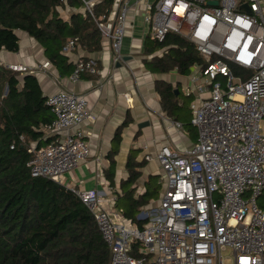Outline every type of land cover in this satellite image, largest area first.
<instances>
[{
	"label": "built area",
	"instance_id": "2783aa9c",
	"mask_svg": "<svg viewBox=\"0 0 264 264\" xmlns=\"http://www.w3.org/2000/svg\"><path fill=\"white\" fill-rule=\"evenodd\" d=\"M85 3L94 16L95 0ZM208 3L157 0L146 16L154 40L163 42L175 32L195 46L211 86L210 96L193 104L198 141L181 153L163 146L146 156L159 163L165 177L158 204L132 222L107 208L98 190H74L92 212L111 264H264V0ZM129 8V0L123 1L113 26L106 15L97 20L117 60ZM78 40L69 38L63 52L74 51ZM7 67L20 74L37 70ZM97 70L95 59L79 57L70 79L77 82ZM46 104L55 115L47 137L68 132L33 147L28 165L32 176L60 181L89 158L83 124L93 116L87 100L68 91L48 97ZM227 250L231 254L224 256Z\"/></svg>",
	"mask_w": 264,
	"mask_h": 264
},
{
	"label": "trees",
	"instance_id": "16d2710c",
	"mask_svg": "<svg viewBox=\"0 0 264 264\" xmlns=\"http://www.w3.org/2000/svg\"><path fill=\"white\" fill-rule=\"evenodd\" d=\"M114 1L95 3L93 17L80 11L85 0H0V50L19 51L18 31H24L43 46L60 74H69L74 65L63 52L67 40L77 37L76 49L89 53L102 50L95 17L111 14ZM161 49L163 56L154 55ZM145 53L154 55L145 59L153 73L177 69L187 75L192 66L203 64L194 45L175 32L163 42L151 41ZM157 89L170 104L172 87L162 81ZM46 101L35 75L20 77L0 63V264H111V251L94 216L75 191L60 181L31 174V150L51 141L45 138V127L55 115ZM114 155L106 174L111 186ZM130 163L129 178L123 183L127 187L140 178L139 166ZM147 185L138 198L131 191L118 198L116 207L126 220L137 222L143 207L158 198L160 184L155 180Z\"/></svg>",
	"mask_w": 264,
	"mask_h": 264
},
{
	"label": "crops",
	"instance_id": "0c3cea01",
	"mask_svg": "<svg viewBox=\"0 0 264 264\" xmlns=\"http://www.w3.org/2000/svg\"><path fill=\"white\" fill-rule=\"evenodd\" d=\"M99 1L101 0H95V3ZM123 1L125 0H115L111 14L107 15L106 21L111 26L115 23ZM156 1L129 0L130 8L119 60L112 49L111 40L102 34V50L89 53L78 47L67 53L69 62L73 65L79 57L98 62L96 74L85 73L77 82L70 79L74 66L71 73L60 74L59 69L47 58L43 46L24 31H18L19 51L0 50V63L4 66L23 64L37 67L34 73L18 74L20 77L35 75L47 98L64 90L87 100L93 119L85 121L83 129L91 154L86 161L65 174L60 182L73 190H98L104 197L106 207L121 215L116 207L118 198L128 191L138 198L146 193L147 183L155 180L161 186L159 196L143 209L158 204L166 187L165 177L159 163L155 159L147 160L146 156H155L163 146L181 153L198 141V128L189 125L194 116L193 104L198 105L201 100L208 98L211 90L210 84L202 75V64L192 66L187 75L180 74L177 69L165 73H153L149 69L145 59H152L154 55L163 56L164 53L163 49L154 55L145 53L147 44L151 41L158 42L151 37L149 24L146 22V16L152 13L150 7ZM213 1L218 2L209 0L208 5H213ZM71 11L69 9L64 12V17L68 18ZM80 11L90 13L87 5ZM102 16L104 15L95 19L100 20ZM162 81L170 85L174 92L170 104L158 92L157 85ZM182 96L183 101L180 99ZM174 122L180 123L181 127H174ZM67 132L56 134L48 140L62 139ZM117 134H120V140L117 139ZM45 138H48L46 127ZM113 152L116 162L115 184L111 186L106 174L111 166L110 155ZM130 161L139 166L140 178L137 183L127 187L123 183L130 175ZM260 204L264 207V197L260 198Z\"/></svg>",
	"mask_w": 264,
	"mask_h": 264
},
{
	"label": "rangeland",
	"instance_id": "374dc122",
	"mask_svg": "<svg viewBox=\"0 0 264 264\" xmlns=\"http://www.w3.org/2000/svg\"><path fill=\"white\" fill-rule=\"evenodd\" d=\"M182 101L184 100V96L180 98ZM231 254L230 250L224 252V256H229ZM226 264H231L229 260L226 261Z\"/></svg>",
	"mask_w": 264,
	"mask_h": 264
},
{
	"label": "water",
	"instance_id": "95a60500",
	"mask_svg": "<svg viewBox=\"0 0 264 264\" xmlns=\"http://www.w3.org/2000/svg\"><path fill=\"white\" fill-rule=\"evenodd\" d=\"M211 4H213V5H217L218 4V2L217 1H213V2H211ZM247 10H249V7L248 6H244Z\"/></svg>",
	"mask_w": 264,
	"mask_h": 264
}]
</instances>
